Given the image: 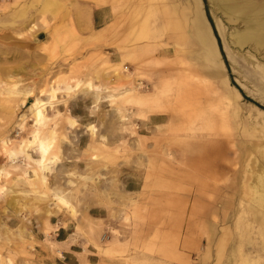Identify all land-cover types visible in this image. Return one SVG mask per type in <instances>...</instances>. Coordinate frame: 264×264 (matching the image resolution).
Listing matches in <instances>:
<instances>
[{"label": "rangeland", "instance_id": "rangeland-1", "mask_svg": "<svg viewBox=\"0 0 264 264\" xmlns=\"http://www.w3.org/2000/svg\"><path fill=\"white\" fill-rule=\"evenodd\" d=\"M198 1L214 56L193 0H0V264H264V38Z\"/></svg>", "mask_w": 264, "mask_h": 264}, {"label": "crops", "instance_id": "crops-1", "mask_svg": "<svg viewBox=\"0 0 264 264\" xmlns=\"http://www.w3.org/2000/svg\"><path fill=\"white\" fill-rule=\"evenodd\" d=\"M214 1L218 3L221 10L224 11V13H226L227 15L232 17L235 16L240 19H243L246 24H249V27L247 26L248 28L243 33L238 35H244L249 39L264 38V3L257 4L252 0H214ZM193 2L194 5L191 9L192 18L190 21L191 29H190L189 37L187 38H195L196 40H198L199 50L197 51H201L202 54H204V51L210 54L205 47L204 41H202L201 39L202 38L201 32L198 31L199 21L203 23V25H205L203 15L201 14V10L199 9V5H198L199 1L193 0ZM98 9L94 8L90 11H87L86 19L81 22V25H79L78 28H82L85 31H90V29L94 27V24L96 22L95 11H97ZM107 24L105 26L104 25L101 26L100 30L102 31V34H104V31L108 32L109 25ZM212 55L214 56V52L213 54L211 53V56ZM261 207L263 206L261 205Z\"/></svg>", "mask_w": 264, "mask_h": 264}, {"label": "bare ground", "instance_id": "bare-ground-1", "mask_svg": "<svg viewBox=\"0 0 264 264\" xmlns=\"http://www.w3.org/2000/svg\"><path fill=\"white\" fill-rule=\"evenodd\" d=\"M248 20V19H247ZM244 21V20H243ZM218 28H219V25H218ZM198 31L201 32V36H202V41H204V44H205V47L206 49L208 50V52L211 54H213V48H212V43H211V40L209 39V35L203 25V23H201L200 21L198 22ZM246 34V33H245ZM251 34V33H250ZM243 35H237L236 36V41L235 42H238V43H241V38H242ZM197 53V52H196ZM202 54V53H201ZM207 56V55H206ZM213 56V55H212ZM206 58V57H205ZM203 60V58H202ZM87 85V89L90 87L88 84ZM9 92V91H8ZM54 94H55V88L51 87L50 88V91H49V98H54ZM98 97V96H97ZM106 98V97H105ZM39 105V104H38ZM34 107L32 108V113H33V117L34 119L37 121V124H38V121L41 119V113L37 110V103H35V105H33ZM40 106V105H39ZM41 107V106H40ZM42 110V109H40ZM43 114V113H42ZM73 121H70L69 122V125L70 126H73ZM35 129V128H34ZM91 131H92V128H89ZM34 131H32V140L28 143V145H33L36 143V134L34 135ZM53 136V133L52 132H49V137L47 139H51ZM44 137V136H43ZM41 138V137H39ZM46 140V139H45ZM44 140V141H45ZM29 141V140H28ZM38 141V140H37ZM44 141H38V148L41 150V149H46L48 147L49 144H45ZM47 143V142H46ZM2 149H4V147H2ZM260 183H262V181L260 180ZM57 200H58V206L61 207V208H65V209H71V205L69 204V200L67 201L65 198H62L60 196H56ZM264 199H263V195L260 193V192H256V198H255V203L258 205V207L261 208V205L263 203Z\"/></svg>", "mask_w": 264, "mask_h": 264}, {"label": "trees", "instance_id": "trees-1", "mask_svg": "<svg viewBox=\"0 0 264 264\" xmlns=\"http://www.w3.org/2000/svg\"><path fill=\"white\" fill-rule=\"evenodd\" d=\"M207 17H208V19H209L210 24L212 25L213 32H214V34L216 35V32H215V30H214V28H213V24H212V21H211L209 15H208V13H207ZM218 45H219V47L221 48V45H220V41H219V40H218ZM221 54L223 55L222 51H221Z\"/></svg>", "mask_w": 264, "mask_h": 264}, {"label": "built area", "instance_id": "built-area-1", "mask_svg": "<svg viewBox=\"0 0 264 264\" xmlns=\"http://www.w3.org/2000/svg\"><path fill=\"white\" fill-rule=\"evenodd\" d=\"M128 69V67H125V70H127Z\"/></svg>", "mask_w": 264, "mask_h": 264}]
</instances>
